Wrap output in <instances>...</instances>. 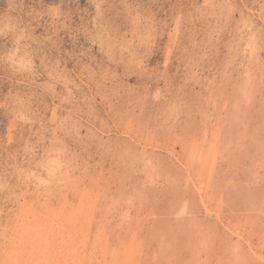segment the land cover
<instances>
[{
	"label": "rangeland",
	"instance_id": "obj_1",
	"mask_svg": "<svg viewBox=\"0 0 264 264\" xmlns=\"http://www.w3.org/2000/svg\"><path fill=\"white\" fill-rule=\"evenodd\" d=\"M30 212L86 262L263 264L264 0H0V264Z\"/></svg>",
	"mask_w": 264,
	"mask_h": 264
},
{
	"label": "bare ground",
	"instance_id": "obj_2",
	"mask_svg": "<svg viewBox=\"0 0 264 264\" xmlns=\"http://www.w3.org/2000/svg\"><path fill=\"white\" fill-rule=\"evenodd\" d=\"M205 184L206 177L201 178L199 183L196 184V186L194 185L201 197L205 194H203L206 187ZM201 199L205 210L210 214L211 210L208 208V204H206L203 198ZM78 211V213L82 214L85 211L84 205L79 207ZM80 214L76 213V215L74 214L73 216L66 212L62 213L60 216L55 215V217L51 219L44 218L40 223H36L37 220L34 219L35 213L30 212L27 219L23 220L24 223H22L20 228L16 227L13 234L11 231V236L5 237L8 241V251H4L6 258L3 259V264H96V262H98L97 260L89 259L87 262L84 261L87 244L86 227L88 225V221L86 220L88 218L83 219ZM235 233L240 236L236 231ZM98 245L99 241L93 240L91 253L88 252L90 253V257L95 255V252L98 251L96 250ZM100 251H102L101 248ZM85 258H87V256ZM257 259L264 264V255H259ZM120 262H122L121 264L125 263L123 259ZM98 264H101V262ZM127 264H129V262Z\"/></svg>",
	"mask_w": 264,
	"mask_h": 264
}]
</instances>
